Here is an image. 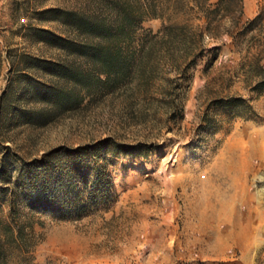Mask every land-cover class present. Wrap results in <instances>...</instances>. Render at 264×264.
I'll return each instance as SVG.
<instances>
[{
    "label": "rangeland",
    "instance_id": "1",
    "mask_svg": "<svg viewBox=\"0 0 264 264\" xmlns=\"http://www.w3.org/2000/svg\"><path fill=\"white\" fill-rule=\"evenodd\" d=\"M127 1L144 18L130 32L140 74L42 126L0 120V190L19 196L0 218L24 241L0 264H264V0ZM103 8L0 0V105L21 54L66 62L38 40L68 36L47 10ZM231 158L243 177L219 171Z\"/></svg>",
    "mask_w": 264,
    "mask_h": 264
},
{
    "label": "trees",
    "instance_id": "2",
    "mask_svg": "<svg viewBox=\"0 0 264 264\" xmlns=\"http://www.w3.org/2000/svg\"><path fill=\"white\" fill-rule=\"evenodd\" d=\"M98 1L104 8L94 14L61 9L45 12L49 21L67 29L68 36L38 30L36 33L42 35L38 40L61 51L66 62L57 63L21 54L19 63L25 69L12 73V80L1 98L0 120L8 116L9 121L42 126L59 113L79 106L84 98L102 91H114L125 86L131 76L141 73V63L134 59L131 48L130 32L144 18L127 0ZM231 1L220 0L217 8ZM148 10L150 18L159 17L156 6L148 5ZM29 69L49 81L43 82L22 72ZM21 104L36 106L21 107ZM79 152L75 150L69 155L76 156ZM52 159L34 161L28 164V168L43 169ZM7 167V159H0L2 186L10 184L6 177ZM9 194L13 198L19 197L16 191L3 188L0 190V202L5 201ZM21 234L19 230L15 234L0 218V259L7 248L24 244Z\"/></svg>",
    "mask_w": 264,
    "mask_h": 264
},
{
    "label": "crops",
    "instance_id": "3",
    "mask_svg": "<svg viewBox=\"0 0 264 264\" xmlns=\"http://www.w3.org/2000/svg\"><path fill=\"white\" fill-rule=\"evenodd\" d=\"M237 158H231V159H226V160H223L220 164H222V167L219 169V171H223V169H225L227 171V169H232L235 173L233 176H236L237 174L239 175V177H243V172H244V160L242 161L241 159L237 160ZM221 173H224V172H221ZM223 176V175H222ZM221 176V177H222ZM219 191V194H223V190L222 188L220 187L218 189ZM206 190L205 189H202V188H193L192 189V194H195L196 196H201V195H205L206 193H204ZM242 198H247V195H243ZM241 198V200H242Z\"/></svg>",
    "mask_w": 264,
    "mask_h": 264
}]
</instances>
